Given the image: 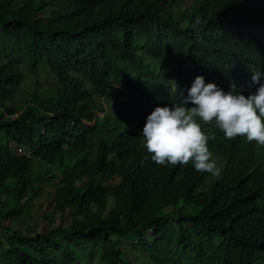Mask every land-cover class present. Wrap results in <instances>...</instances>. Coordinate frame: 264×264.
Wrapping results in <instances>:
<instances>
[{
	"label": "trees",
	"instance_id": "1",
	"mask_svg": "<svg viewBox=\"0 0 264 264\" xmlns=\"http://www.w3.org/2000/svg\"><path fill=\"white\" fill-rule=\"evenodd\" d=\"M174 1L28 0L13 8L14 0H0V100L19 89L21 67L59 79L48 86L55 97L0 106V264H80L81 256L134 264L116 242L132 236L154 264H264L257 144L203 126L221 169L213 176L191 163L156 164L142 136L154 108L182 104L197 76L225 92L233 84L255 91L264 0H192L179 12ZM120 85L131 98L116 96L113 113L134 114L136 123L108 139L96 113ZM45 189L58 227L40 234L6 225L30 216Z\"/></svg>",
	"mask_w": 264,
	"mask_h": 264
},
{
	"label": "clouds",
	"instance_id": "2",
	"mask_svg": "<svg viewBox=\"0 0 264 264\" xmlns=\"http://www.w3.org/2000/svg\"><path fill=\"white\" fill-rule=\"evenodd\" d=\"M251 79L258 87L244 95L235 84L225 92L215 82L206 83L203 76H197L182 104L155 107L142 132L152 161L158 165L191 163L197 172L218 176L221 169L209 150L205 125L218 128L225 139L244 137L264 147V73L255 72Z\"/></svg>",
	"mask_w": 264,
	"mask_h": 264
},
{
	"label": "rangeland",
	"instance_id": "3",
	"mask_svg": "<svg viewBox=\"0 0 264 264\" xmlns=\"http://www.w3.org/2000/svg\"><path fill=\"white\" fill-rule=\"evenodd\" d=\"M28 0H14L12 5L13 8L25 5ZM192 0H176L172 4V9L175 11L187 8ZM60 6H58L59 8ZM49 9H56L54 6H50L46 9L49 13ZM179 12V11H178ZM21 72H23V79H21L19 89L5 102L0 100V106H6L8 109L14 108L20 110L24 106V101L34 95L37 96H47L55 97L54 92L48 86H52L59 83L58 77L48 68L42 69L39 73H31L25 67H21ZM116 96L123 97L125 99H130L131 96L123 85L110 91V97L103 98L104 112L96 113L100 124L98 129H100L101 134L106 136L108 139L115 137L119 131L124 130L127 127H131L136 123V118L134 114L130 115V118L119 117L113 113L114 98ZM85 125L91 127L93 122L87 121L85 119ZM100 135H96L98 138ZM96 142H98L96 140ZM257 155H256V166L264 172V147L257 144ZM36 161V159L34 160ZM36 168H40L39 162L34 164ZM52 205H53V193L49 189H45L42 196L36 199L35 206L32 208V213L28 217H20L13 221H8L7 226L11 227L12 230H25L35 233L44 234L49 229H54L59 226V220L52 218ZM63 222L67 226L69 224V217L65 213L63 216ZM190 228V225H187ZM148 233L149 231L145 232ZM147 237V239H149ZM4 238L3 232L0 231V241ZM137 239L132 236L130 240H117V244L125 250L126 254L131 258L137 257V262L134 264H154L152 261H145V256H141L140 252L135 249ZM135 259H132L134 261ZM80 264H101L97 259L88 260L84 257H79Z\"/></svg>",
	"mask_w": 264,
	"mask_h": 264
},
{
	"label": "built area",
	"instance_id": "4",
	"mask_svg": "<svg viewBox=\"0 0 264 264\" xmlns=\"http://www.w3.org/2000/svg\"><path fill=\"white\" fill-rule=\"evenodd\" d=\"M24 150V148L23 147H18L17 148V151H23ZM29 153V152H28Z\"/></svg>",
	"mask_w": 264,
	"mask_h": 264
}]
</instances>
